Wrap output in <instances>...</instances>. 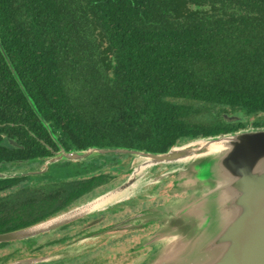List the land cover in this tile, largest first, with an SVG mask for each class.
I'll list each match as a JSON object with an SVG mask.
<instances>
[{
  "label": "trees",
  "instance_id": "1",
  "mask_svg": "<svg viewBox=\"0 0 264 264\" xmlns=\"http://www.w3.org/2000/svg\"><path fill=\"white\" fill-rule=\"evenodd\" d=\"M0 40L66 150L163 152L248 119L264 125V0H0ZM54 137L0 48V171L44 164L59 149ZM123 156L0 177V233L106 191L103 170ZM35 238L17 242L34 253L43 247ZM13 243L0 242V264L21 253L5 251Z\"/></svg>",
  "mask_w": 264,
  "mask_h": 264
},
{
  "label": "water",
  "instance_id": "2",
  "mask_svg": "<svg viewBox=\"0 0 264 264\" xmlns=\"http://www.w3.org/2000/svg\"><path fill=\"white\" fill-rule=\"evenodd\" d=\"M0 48L31 107L54 137L50 125L28 93L1 40ZM54 139L59 149L46 159L42 168L21 173L0 171V177L38 175L46 172L50 164L60 160L84 161L100 155H132L141 158V164L135 171L158 164H179L182 166L180 168L193 164V178L202 182L199 185L195 180L204 192L195 197L185 209L181 208V213L185 212L182 217L190 215L192 220L185 221L181 218V225L169 243L163 244L164 225L161 231L158 229L157 233L150 235L148 245L154 246L159 242L161 245L153 257H147L150 260L147 264H264V125L251 124L237 130L196 138L183 144H175L163 152L125 146H89L66 150L61 142L55 137ZM11 142L17 144L15 140ZM122 167L119 164L109 169ZM135 181L136 178L130 175L113 190L90 201L27 227L0 233V242L36 237L88 215L96 209L93 203L97 198L116 190H124ZM122 200L125 199L111 204ZM108 207L106 204L104 208ZM123 222L127 223V220ZM187 232L191 234L186 236ZM56 258L57 256L26 257L3 264H38Z\"/></svg>",
  "mask_w": 264,
  "mask_h": 264
},
{
  "label": "rangeland",
  "instance_id": "3",
  "mask_svg": "<svg viewBox=\"0 0 264 264\" xmlns=\"http://www.w3.org/2000/svg\"><path fill=\"white\" fill-rule=\"evenodd\" d=\"M224 114H227L229 116L228 118L231 120L238 118V115L235 114L230 107L227 108V111ZM248 120L246 126L245 122H242L243 126L241 128H244V126L248 127L252 124L253 120ZM263 121L264 115L261 119V123ZM105 159L102 156L98 157L96 161L100 163H108ZM120 159L122 160V158ZM118 160V158H111L110 164ZM141 161V158L126 155L123 156V163H119L123 166L122 168L111 170L107 167L106 169L109 170H103L104 172H109L110 182L102 187L108 188L99 195L113 190L122 184L130 175L133 176L135 168L141 164ZM43 166V163L39 165L36 163L27 164V166L21 164V167L10 170L9 172L21 173L25 171H35ZM192 166L193 164H189L184 168H180L182 166L179 164H158L151 166L150 168L148 166L144 169V172L140 177L143 181L141 189L132 194V196L122 200V202L132 200V205L137 202L135 206L130 207L126 205L122 209L119 205L116 206L117 203L121 201L114 204H111L110 202L108 203L109 207L105 209L106 211L96 210L93 212L92 216L82 219L70 229L62 232L55 230L56 232L53 231L50 234H41L35 238L43 244L48 240L60 237L63 233H71L72 237L67 241L43 246L41 250H36L34 253H30L29 249L22 246V244L18 246V244L14 242L13 245L8 247L5 251L10 252L20 248L21 253L19 256L17 255V259L36 256H57L55 261L61 260L63 264H147L150 261L147 257L152 256L151 246L148 245L151 241L150 235L158 229L161 231V227L164 225L166 228L163 229L165 230L163 244L169 243L174 234H176V229H179L178 226L181 225L180 219L184 218L185 221L192 220L190 215H188V217L186 215L182 217L185 212L181 213V208L183 207V209H185L195 197H198L199 194L204 192L202 191L203 188L199 187L202 182H198L197 179L193 178L192 174L194 167ZM23 183L29 184V181L25 180ZM195 187H197L198 190L197 188L195 189ZM196 190L197 193H195ZM193 193H195L194 196ZM4 195H6V193H4ZM132 212L137 214L138 212H145V215L147 216L146 218L159 217L162 223L151 222L147 227L141 225L138 230L125 228L132 226H128V223H124L119 219H123L125 215H131ZM94 213L97 215H94ZM102 216L103 218L100 223H94L91 227H88L90 221L88 219ZM142 220L146 221L145 218ZM133 227H137V225H134ZM144 229L146 233L142 232ZM188 234L190 235L191 232H187L186 236H188ZM86 252L88 253L89 258L86 256H73L77 253L83 254ZM66 256H71V258H65ZM87 260L88 262H86Z\"/></svg>",
  "mask_w": 264,
  "mask_h": 264
},
{
  "label": "flooded vegetation",
  "instance_id": "4",
  "mask_svg": "<svg viewBox=\"0 0 264 264\" xmlns=\"http://www.w3.org/2000/svg\"><path fill=\"white\" fill-rule=\"evenodd\" d=\"M101 187H103V186H101ZM97 196H99V195L92 196V197H90V198H85V200H82V201H80V202H78V203H75V204H74L73 206H71L69 209H71V208H73V207H75V206H77V205H79V204H81V203H84V202H86V201H90L91 199H93V198H95V197H97ZM119 203L122 204V205H121L122 207H123L124 205L126 206V204H123L124 202H122V201L119 202ZM121 206H120V207H121ZM69 209H67V210H69ZM105 209H107V208H96V209H94V211H92V212L89 213L88 215H85V216H83V217H80V218H78V219H76V220H74V221H72V222H69V223L64 224V225H62V226H59V227H57V228H55V229L49 230V231H47V232H45V233L50 234L51 232H53V231H55V230H56V231H60V232H62V231H64V230L70 229V228L73 227V225H76L77 222H80L82 219H85V218H88V217L92 216L93 212H95L96 210H98V211H102V210L106 211ZM67 210H64V211H62V212H65V211H67ZM62 212H59L58 214H60V213H62ZM58 214H56V215H58ZM94 215H97V214L94 213ZM54 216H55V215H54ZM51 217H53V216H51ZM146 217H147V216L145 215V212H141V213L138 212V214L132 212L131 215H129V214H128V215H125L123 219H119V220H121V221L127 220L128 226H132V227H125V228H130V229L133 228L134 230H138V229H140L141 225L144 226V227H147V225L149 226L151 222H154V223H162L159 217H148V218H146ZM102 218H103V216H102V217H94V218H92V219H88V220H90L89 223H88V227H91V225H93L94 223H97V224L100 223V222L102 221ZM143 218H145L146 221H143V220H142ZM119 220H118V221H119ZM134 225H137V227H133ZM109 226H110V225H109ZM56 231H55V232H56ZM131 231H132V230H131ZM140 231H141V230H140ZM60 232H59V233H60ZM142 232H143V233H144V232L146 233L145 229L142 230ZM45 233H43V234H45ZM83 234H84V233H83ZM92 234H94V233H92ZM70 237H72L71 233H63V235H60V237H58V238H56V239L48 240V241L44 242L43 244L40 243V242L38 241V239H36V240H37L38 243L41 244L42 246H48V245L56 244V243H58V242H64V241H67ZM17 241H19V240H17ZM17 241H12V242L17 243L18 246H20L21 244L18 243ZM160 245H161V243H160V244L157 243V244H155L154 246H151V252H152V255L155 254V253L158 251V248H160ZM73 256H86V257L89 258L87 252H86V253H83V254H82V253H77V254H74ZM65 258H71V256H66ZM15 260H16V259H15ZM64 260H65V259H64ZM69 260H71V259H69ZM12 261H14V260H12ZM59 261H61V260H59ZM9 262H10V261H9Z\"/></svg>",
  "mask_w": 264,
  "mask_h": 264
},
{
  "label": "bare ground",
  "instance_id": "5",
  "mask_svg": "<svg viewBox=\"0 0 264 264\" xmlns=\"http://www.w3.org/2000/svg\"><path fill=\"white\" fill-rule=\"evenodd\" d=\"M141 167L144 166L142 165ZM144 169L145 168H138L136 171L133 172V177L136 178V181L129 187L125 188L124 190H116L114 192L109 193L108 195H104L97 198L93 203L94 208H104L106 204L112 201L126 199L129 196H132V194L136 193L139 189H141V186L143 185V181L140 179V177L142 176Z\"/></svg>",
  "mask_w": 264,
  "mask_h": 264
}]
</instances>
